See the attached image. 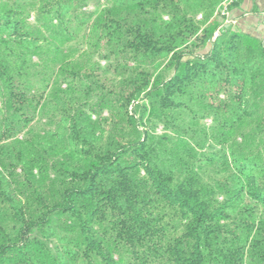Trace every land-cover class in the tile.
Segmentation results:
<instances>
[{"label":"trees","instance_id":"1","mask_svg":"<svg viewBox=\"0 0 264 264\" xmlns=\"http://www.w3.org/2000/svg\"><path fill=\"white\" fill-rule=\"evenodd\" d=\"M221 2L0 0V264H264V36Z\"/></svg>","mask_w":264,"mask_h":264},{"label":"crops","instance_id":"2","mask_svg":"<svg viewBox=\"0 0 264 264\" xmlns=\"http://www.w3.org/2000/svg\"><path fill=\"white\" fill-rule=\"evenodd\" d=\"M229 21L247 34L258 36L264 32V0H240L233 7Z\"/></svg>","mask_w":264,"mask_h":264},{"label":"built area","instance_id":"3","mask_svg":"<svg viewBox=\"0 0 264 264\" xmlns=\"http://www.w3.org/2000/svg\"><path fill=\"white\" fill-rule=\"evenodd\" d=\"M239 1L240 0H222L217 13H219L221 17L226 18V24L232 23L229 21L231 7ZM200 18L202 19V16H200Z\"/></svg>","mask_w":264,"mask_h":264},{"label":"rangeland","instance_id":"4","mask_svg":"<svg viewBox=\"0 0 264 264\" xmlns=\"http://www.w3.org/2000/svg\"><path fill=\"white\" fill-rule=\"evenodd\" d=\"M199 20H201V18L199 17ZM259 37H263L264 36V32H262V34L258 35Z\"/></svg>","mask_w":264,"mask_h":264}]
</instances>
